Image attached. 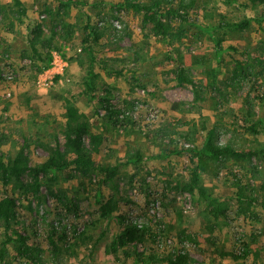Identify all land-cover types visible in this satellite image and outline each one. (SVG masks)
Masks as SVG:
<instances>
[{
  "label": "rangeland",
  "instance_id": "rangeland-1",
  "mask_svg": "<svg viewBox=\"0 0 264 264\" xmlns=\"http://www.w3.org/2000/svg\"><path fill=\"white\" fill-rule=\"evenodd\" d=\"M20 1L25 15L14 0H0V157H14L25 147L31 164L43 162L48 148L64 145L65 117L73 106L105 137L96 162L118 167L114 185L103 189L114 195L117 209L113 217L98 219L95 179L85 182L72 170L46 175L38 198L18 194V219L8 232L13 241L17 233L27 235L41 248L40 260L27 262L11 244L5 263L166 264L152 262L150 256L184 255L188 264H264V212L237 201L239 187H245L248 197H264V133L247 130L254 123L264 127V24L253 23L244 31L220 27L259 16L264 5L163 0L173 11L170 23L181 33L169 46L144 27L142 13L118 7L125 0H77L60 16L57 0ZM88 18L103 33L94 46L95 98L88 90L90 56L83 49ZM38 24L43 34L36 51L29 30ZM175 52L196 81L198 94L194 86L177 85ZM50 54V67L38 74ZM102 98L121 113L122 127L98 114L107 111ZM210 131L217 145L256 155L246 163L212 162L200 178L204 199L182 189L193 168L183 146L201 147ZM53 175L56 180L49 179ZM22 181L31 178L26 174ZM5 190L0 181L1 196ZM215 200L227 204V218L210 215ZM255 214L260 219L251 218ZM128 224L147 228L143 240L112 252V243ZM252 234L260 235L252 255L233 258V250L241 255ZM4 240L2 226L0 243ZM136 252L143 253L140 260Z\"/></svg>",
  "mask_w": 264,
  "mask_h": 264
},
{
  "label": "trees",
  "instance_id": "trees-1",
  "mask_svg": "<svg viewBox=\"0 0 264 264\" xmlns=\"http://www.w3.org/2000/svg\"><path fill=\"white\" fill-rule=\"evenodd\" d=\"M59 5V11L57 16H60V10H65L70 4L76 5L77 0H57ZM228 1V0H227ZM231 1V0H229ZM238 2V0H232ZM245 6L251 5H264V0H246ZM17 9L25 15L26 10L20 0H14ZM120 9H133L138 14H143L144 27H151L153 33L161 37L162 40L169 46H172L175 42H178L181 38V33L177 32L170 23L169 18L172 10H168L163 0H152L150 3H146L142 0H125L119 3ZM83 11L82 7L79 9ZM50 13L53 11L48 9ZM256 23L257 25L264 24V12L259 16L252 18H245L240 22L226 21L220 25L221 28L229 30L244 31L250 26ZM85 37L83 39V49L90 56L91 68H90V83L88 84V90L93 96V92L96 89V83L93 80L96 78L93 66L97 63L95 57L94 46L100 42L103 38V33L97 27L90 25V18H88L85 26ZM29 30V26H28ZM30 40L32 46L35 48V44L40 40L43 31L42 26L38 24L35 28H31ZM219 44V43H218ZM236 50L235 48H232ZM171 57L170 60H173ZM176 67L174 69V79L178 86L191 85L196 88V94H198L196 81L189 75L184 67L183 59L179 52H175ZM52 61L51 54L46 59V65L44 67H38V74L50 67ZM240 70H243V65L238 62ZM121 75V72H117ZM92 98H95L94 96ZM100 104L103 108H106V114L102 115L98 113L104 120L112 124L114 127H122L123 119L120 117L121 113L114 109V107L103 98L100 99ZM66 128L64 131L65 143L62 146L57 143L54 147L48 148V156L43 162L31 164L29 156L25 152V147H22L19 153L14 157L7 156L6 158L0 157V181L2 187L5 188L4 196L0 195V227H5V240L0 243V264L5 263L9 256V246H13L14 251L20 258L27 260V262L39 261L42 250L40 247L30 243V239L27 235L17 233L16 241L9 235V231L12 227V223L18 219V205L17 200L19 195L26 197L38 198L41 193V188L45 184L44 176L51 173H64L66 171H75L83 181L92 183L96 180V193L94 195V205L98 219H109L114 216L117 204L114 195H105L103 189L106 187L111 188L114 185V178L117 176V166H104L100 165L94 159V156L100 153L105 137L102 133H96L93 130L91 123L84 113L78 111L77 108L70 106L66 114ZM125 120H128L126 118ZM128 124L133 128L137 125L128 120ZM129 127L128 125L126 128ZM247 130L253 134L264 133V127H261L260 123H254L247 127ZM212 133H208V137L205 143L199 147L197 145H184L183 150L185 154H189L193 168L190 172V179L186 182L182 189L192 194L198 193L202 198L207 197V193L201 186V174L206 172L210 168L212 162H220L225 160H235L238 162L246 163L251 162L256 153L253 151L238 150L231 145H217L212 141ZM185 140H190L187 137H183ZM1 144V138H0ZM28 174L31 178L30 183L22 181L24 175ZM50 180H56V176L53 175ZM10 191H7L8 188ZM245 187H239V193L237 194V201L241 203H248L251 208L257 205L264 212V197L258 199L253 196H247L244 193ZM250 209H247V211ZM228 207L227 204L221 201H212L211 209L209 213L214 218L225 217L227 218ZM251 218L260 219L256 214ZM118 219H120L118 217ZM145 229H147L145 227ZM145 229L135 224L126 225L120 234L111 245L112 252L117 253L119 250H125L131 242L136 240H143L146 234ZM52 233L49 239L50 244L54 247ZM260 235L252 234L250 241H244V252L238 255L233 250L232 255L235 259H248L253 251L252 244L256 242ZM14 242V244H13ZM240 242V241H239ZM128 256L129 253H126ZM136 258L139 260L143 257V253L136 252ZM152 262H163L166 264H188V257L184 255H178L176 259H173V255L160 257L159 255L150 256Z\"/></svg>",
  "mask_w": 264,
  "mask_h": 264
}]
</instances>
